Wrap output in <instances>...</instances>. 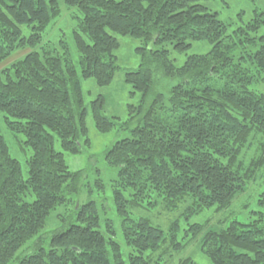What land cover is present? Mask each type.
Returning <instances> with one entry per match:
<instances>
[{"label": "trees", "instance_id": "16d2710c", "mask_svg": "<svg viewBox=\"0 0 264 264\" xmlns=\"http://www.w3.org/2000/svg\"><path fill=\"white\" fill-rule=\"evenodd\" d=\"M64 2L83 13L73 31L77 60L67 40L56 47L42 44L62 13L59 0H0V112L33 151L24 178L0 127V264H157L164 258L152 255L161 247L184 246L179 222L165 233L148 219H133L129 206L149 199L164 209L189 204L190 214L225 209L264 174V93L251 88L264 79V11L230 31L201 0ZM23 26L31 28L29 35ZM114 33L143 43L137 48L139 67L125 75L142 94L138 105L129 106L140 125L134 137L105 153L107 163L119 168L113 197L130 251L125 258L111 222L105 232L99 229L94 201L74 209L79 223L55 232L46 248L36 235L67 202L65 193L81 190L83 175L70 170L56 137L72 153L82 150V139L89 144L81 79L112 83L120 46ZM193 41H207L211 48L189 54L181 65L164 46L182 54ZM19 50L25 52L4 65ZM104 104L100 95L91 109L97 129L108 132L115 117L104 115ZM258 204L264 209V189ZM255 214L247 223L232 220L219 229L195 223L185 232L201 237L214 264H264V211ZM25 245L32 250L19 253Z\"/></svg>", "mask_w": 264, "mask_h": 264}, {"label": "rangeland", "instance_id": "374dc122", "mask_svg": "<svg viewBox=\"0 0 264 264\" xmlns=\"http://www.w3.org/2000/svg\"><path fill=\"white\" fill-rule=\"evenodd\" d=\"M210 10L218 13L219 18L229 24V30L233 31L240 26L252 21L257 12L264 11V0H201ZM62 9L61 15L54 19L43 34L42 44L60 45L62 39L67 40L74 58L78 59L73 31L83 18V13L78 7H69L64 0H59ZM23 34L29 35L31 28L23 26ZM264 31V27L260 33ZM119 39L120 46L115 51L117 56L118 69L114 80L110 85L99 86L94 78L81 79L82 90L85 105L87 107L86 126L88 129L89 144L85 139L81 140L82 150L79 153H72L63 150L60 141L56 137L55 147L62 151L65 160L72 171L82 170L81 190L79 192H66L67 202L57 206L48 216L44 228L36 235V240H40L43 247L49 248L52 235L68 228L71 223L78 224L75 210L79 206L90 201L96 203L98 210L100 227L103 232L107 230V224L112 223L115 231V239L121 244V248L126 258L129 247L125 242L122 232V216L118 214L114 202L115 181L119 176V168L107 163L105 153L117 141L134 137V130L140 125L137 116L132 117L130 105H138L142 94L134 91L131 84L126 82L125 75L127 71L136 70L141 62V54L137 48L142 46V40L130 35H120L114 33ZM171 50V58L175 63L181 65L189 54L207 53L211 45L207 41H193L192 47L186 53H176L171 44H164ZM154 47H161L154 44ZM25 50H19L14 53L4 65L9 66L12 58L20 56ZM3 68V67H1ZM0 68V69H1ZM167 82V81H166ZM174 82V81H172ZM252 89L264 93V79L251 86ZM103 95L105 104L103 108L104 115L115 117L114 128L108 132L99 131L95 124V119L91 109V102L98 96ZM0 127L6 141L10 147L12 156L17 158L21 164L22 176L28 177V160L33 151L24 142L25 135L12 132L5 123L4 113L0 112ZM260 172L246 186L225 209L216 207L204 209L199 213L190 214L189 204H181L174 209H164L162 205L151 206L148 200H144L140 205L129 206L130 216L138 220L140 218L148 219L152 224L161 227L165 233H168L171 223L178 221L180 232L178 238L184 242V246L178 250L166 249V246L155 252L154 258L163 257L157 260V264H182L185 261H194L195 264H214V262L202 250L201 237L191 238L187 236L185 230L195 223L203 224L206 229H219L226 227L232 220H239L247 223L256 218L255 212L264 211L258 204L260 192L264 189V174ZM32 198H30L31 200ZM75 209V210H74ZM32 244V242H30ZM28 245L22 247L19 253L29 252Z\"/></svg>", "mask_w": 264, "mask_h": 264}, {"label": "crops", "instance_id": "0c3cea01", "mask_svg": "<svg viewBox=\"0 0 264 264\" xmlns=\"http://www.w3.org/2000/svg\"><path fill=\"white\" fill-rule=\"evenodd\" d=\"M1 68V67H0ZM1 70V69H0Z\"/></svg>", "mask_w": 264, "mask_h": 264}]
</instances>
